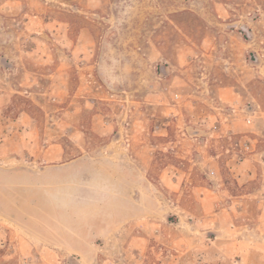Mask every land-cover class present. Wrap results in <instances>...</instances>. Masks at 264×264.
<instances>
[{"label":"rangeland","instance_id":"374dc122","mask_svg":"<svg viewBox=\"0 0 264 264\" xmlns=\"http://www.w3.org/2000/svg\"><path fill=\"white\" fill-rule=\"evenodd\" d=\"M0 264H264V0H0Z\"/></svg>","mask_w":264,"mask_h":264}]
</instances>
